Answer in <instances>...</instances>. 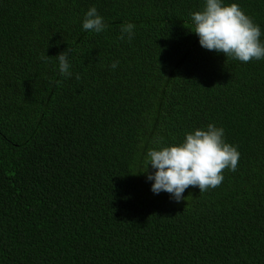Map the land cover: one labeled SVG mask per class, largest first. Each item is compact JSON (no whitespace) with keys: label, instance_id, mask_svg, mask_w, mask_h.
<instances>
[{"label":"trees","instance_id":"trees-1","mask_svg":"<svg viewBox=\"0 0 264 264\" xmlns=\"http://www.w3.org/2000/svg\"><path fill=\"white\" fill-rule=\"evenodd\" d=\"M205 3L0 0V264H264V59L201 47ZM231 3L264 44V0ZM93 6L100 33L82 27ZM210 123L237 169L153 193L147 152Z\"/></svg>","mask_w":264,"mask_h":264},{"label":"clouds","instance_id":"clouds-1","mask_svg":"<svg viewBox=\"0 0 264 264\" xmlns=\"http://www.w3.org/2000/svg\"><path fill=\"white\" fill-rule=\"evenodd\" d=\"M194 29L201 47L223 53L227 58L249 62L264 59V44L260 41L261 29L245 14L237 3L222 4V0H206L204 9L191 13ZM86 31L100 33L107 25L93 6L85 14L82 25ZM134 24L121 27L120 40L127 34L131 41ZM69 47L57 55L59 73L68 78L72 75L68 56ZM42 59L46 62L48 55ZM118 62H113L115 69ZM79 80V74L76 75ZM59 86L61 81H55ZM240 153L237 148L224 140V129L208 124L206 128H196L185 133L179 144L150 149L144 162L147 179L153 181L151 190L159 194L165 191L179 202L185 199L183 193L190 186H198L200 192L219 186L223 171L237 169ZM155 171L149 172L148 168Z\"/></svg>","mask_w":264,"mask_h":264}]
</instances>
